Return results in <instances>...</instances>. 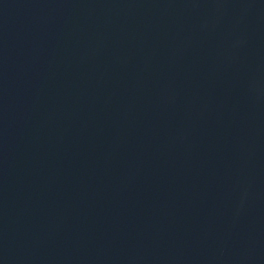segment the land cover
<instances>
[{"label":"water","instance_id":"water-1","mask_svg":"<svg viewBox=\"0 0 264 264\" xmlns=\"http://www.w3.org/2000/svg\"><path fill=\"white\" fill-rule=\"evenodd\" d=\"M0 264H264V0H0Z\"/></svg>","mask_w":264,"mask_h":264}]
</instances>
